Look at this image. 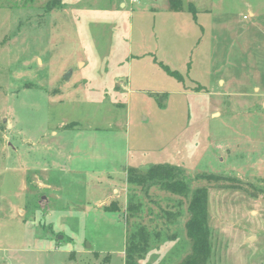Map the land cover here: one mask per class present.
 <instances>
[{
    "label": "rangeland",
    "instance_id": "374dc122",
    "mask_svg": "<svg viewBox=\"0 0 264 264\" xmlns=\"http://www.w3.org/2000/svg\"><path fill=\"white\" fill-rule=\"evenodd\" d=\"M200 188L205 264H264V0H0V264H179Z\"/></svg>",
    "mask_w": 264,
    "mask_h": 264
},
{
    "label": "trees",
    "instance_id": "16d2710c",
    "mask_svg": "<svg viewBox=\"0 0 264 264\" xmlns=\"http://www.w3.org/2000/svg\"><path fill=\"white\" fill-rule=\"evenodd\" d=\"M170 8L181 9V0H169ZM163 68L171 75L175 74L166 66ZM175 168L167 165H152L147 170L130 168L127 170L126 181L131 184L143 185L156 182L160 187L173 194L185 196L187 185L184 181L175 179ZM107 210V209H105ZM187 211L186 233L191 241V251L179 264H205L210 256L211 248L208 227V193L206 188H200L192 195ZM147 234L137 232L129 235L125 246V264H137L147 247Z\"/></svg>",
    "mask_w": 264,
    "mask_h": 264
},
{
    "label": "water",
    "instance_id": "95a60500",
    "mask_svg": "<svg viewBox=\"0 0 264 264\" xmlns=\"http://www.w3.org/2000/svg\"><path fill=\"white\" fill-rule=\"evenodd\" d=\"M47 202V198L44 196H41L40 200H39V204L40 206H44V204Z\"/></svg>",
    "mask_w": 264,
    "mask_h": 264
},
{
    "label": "crops",
    "instance_id": "0c3cea01",
    "mask_svg": "<svg viewBox=\"0 0 264 264\" xmlns=\"http://www.w3.org/2000/svg\"><path fill=\"white\" fill-rule=\"evenodd\" d=\"M122 5H124V4H122Z\"/></svg>",
    "mask_w": 264,
    "mask_h": 264
}]
</instances>
